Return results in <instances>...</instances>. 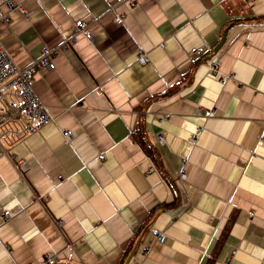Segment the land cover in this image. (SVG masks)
Segmentation results:
<instances>
[{
	"label": "crops",
	"instance_id": "1",
	"mask_svg": "<svg viewBox=\"0 0 264 264\" xmlns=\"http://www.w3.org/2000/svg\"><path fill=\"white\" fill-rule=\"evenodd\" d=\"M72 35L0 156V264H264V0H0L20 67Z\"/></svg>",
	"mask_w": 264,
	"mask_h": 264
},
{
	"label": "built area",
	"instance_id": "2",
	"mask_svg": "<svg viewBox=\"0 0 264 264\" xmlns=\"http://www.w3.org/2000/svg\"><path fill=\"white\" fill-rule=\"evenodd\" d=\"M139 1L117 0V3L128 2L131 7H134L139 4ZM75 31L89 39L93 37L88 23L83 19L76 20ZM76 39L75 35H72L64 37L55 48L44 47L41 56L24 67L18 66L7 49L0 44V156L8 155L11 146L51 122L52 118L47 106L35 92L34 78L43 69L55 68L53 60L55 52L66 48ZM139 60L147 62L149 58L147 54L140 53ZM216 64L217 60L211 62L213 67H216ZM202 113L207 117L213 114L212 110H205ZM62 131L67 141L73 137L72 130L62 129ZM158 138L161 137L158 136ZM13 161L20 171L26 169L23 160L14 158ZM181 176L185 177L184 171ZM5 215H10V212L6 211ZM157 235L160 239L165 237L162 232H157ZM148 250L147 245H142L138 254L144 256ZM44 260L56 264L58 259L55 255L47 254ZM134 264H141V262L138 260Z\"/></svg>",
	"mask_w": 264,
	"mask_h": 264
},
{
	"label": "trees",
	"instance_id": "3",
	"mask_svg": "<svg viewBox=\"0 0 264 264\" xmlns=\"http://www.w3.org/2000/svg\"><path fill=\"white\" fill-rule=\"evenodd\" d=\"M147 150H149V152L151 153L152 151V149H151V146L150 145H147Z\"/></svg>",
	"mask_w": 264,
	"mask_h": 264
},
{
	"label": "water",
	"instance_id": "4",
	"mask_svg": "<svg viewBox=\"0 0 264 264\" xmlns=\"http://www.w3.org/2000/svg\"><path fill=\"white\" fill-rule=\"evenodd\" d=\"M224 39H225V38H223V42H222V44L224 43Z\"/></svg>",
	"mask_w": 264,
	"mask_h": 264
}]
</instances>
